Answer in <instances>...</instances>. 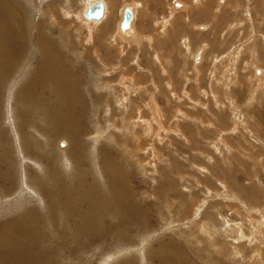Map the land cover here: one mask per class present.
Segmentation results:
<instances>
[{
  "label": "rangeland",
  "instance_id": "obj_1",
  "mask_svg": "<svg viewBox=\"0 0 264 264\" xmlns=\"http://www.w3.org/2000/svg\"><path fill=\"white\" fill-rule=\"evenodd\" d=\"M38 1L0 0L17 14L0 25L22 45L0 102V145L8 132L17 146L0 167L11 171L0 189L16 184L0 193V228L13 227L0 234V264L18 251L34 264H264V0H60L57 24L43 12L54 0ZM101 1L114 19L91 38L105 18L94 27L86 10ZM125 6H138L128 35ZM42 42L80 98L70 115L78 134L71 125L55 137L58 164L22 152L17 119ZM24 220L31 230L17 236Z\"/></svg>",
  "mask_w": 264,
  "mask_h": 264
},
{
  "label": "bare ground",
  "instance_id": "obj_2",
  "mask_svg": "<svg viewBox=\"0 0 264 264\" xmlns=\"http://www.w3.org/2000/svg\"><path fill=\"white\" fill-rule=\"evenodd\" d=\"M32 1L34 3V0H32ZM39 1L41 2V0H39ZM224 1H226V0H224ZM59 2H62V1L59 0L57 2L54 0V1L50 2L51 4L49 3V6L47 4V9L43 10L45 15L49 17L51 24H57L61 21V19H63L62 18L63 16H61V14H62L61 6L63 5V3H59ZM101 2L103 3L104 8H105L104 9V15L101 19L90 20V19H87L85 17L86 20H88L87 22H89V23H92L94 21V23H92L95 25L94 27H97L98 21L105 18L104 23H102L96 29H93L94 31L91 32V38H94L95 36H97V32H100L101 35L104 34V36H107L108 35V34L106 35L107 29L110 27V24L112 23V21L114 19L113 17L115 14V12H114L115 8L113 7V9L110 10V8H108V4H106L103 1H101ZM109 2L111 4L112 0ZM213 2H214V0H213ZM30 3H32V2L30 1ZM37 6H38V4H37ZM90 8H92V7H90ZM127 8L128 7H126L123 10L122 23H121V30L125 35H128V33H130V32L132 34L131 25H132V22L134 20V16H135L134 13L136 14V12H138V6H135L134 8L129 7V8H131L130 10L132 13V21H130V23L127 26H123L124 17H125V13H126ZM133 9H134V13H133ZM88 10H86V11H88ZM71 12H72V10H71ZM10 18H16L17 19L16 12L13 10V8L9 4H6V3L0 4V20L7 23V20ZM11 22H14L16 24L15 27H19L17 21L12 20ZM169 22H171V21H169ZM9 25H11V24H9ZM136 35H137V33H136ZM136 38L137 37L133 36V37H129L128 39L134 40V41L137 40L136 44H139L140 40L136 39ZM21 46L22 45L20 43V32L19 31L11 32L10 29L9 30L7 29L6 25H0V102L3 101L1 95H2V92L4 90V87L6 86V84L8 82L7 80H9V78H10V74H9L8 70L10 69L12 71V68L17 67V64L19 61V60L13 58V55L18 53V51L21 52V50L19 49ZM84 48L86 50H89L87 46H84ZM137 48L136 49L134 48V49L139 50ZM93 54H95V56L98 58L99 54L97 53V51L95 49H94ZM198 54L199 53H197V55ZM202 56H203V54H202ZM193 58H194V56H193ZM200 58H203V57H201V54L198 55V59H200ZM195 68H197V67H195ZM15 69H14V71H15ZM121 69H123V68H121ZM140 69H144V68H140ZM114 71H116V70H114ZM115 74H117V73H115ZM69 76H70V74L67 71H65L62 67L60 54L55 49L50 47L46 42H42L40 45V61H39V64L36 68L34 78L31 82H29L25 86L24 90L20 89L19 94L16 98L17 119L19 121V125H20L19 127L21 130V136H22V142L21 143H23L22 145L26 151H23L24 150L23 148H21V149H23L22 150L23 153H25V152L29 153L28 156H30V154H31V156L35 157L36 159H39V160L45 159L44 160L45 162L52 163V164H58L60 162V156L57 154L53 155L55 153L54 152V145H55L56 141L59 140V139L57 140V138H55V137L57 136V134L59 136L62 134H63L62 136L68 135L67 131H70V128L72 125V120H71L70 115H72L74 113L77 104L80 102V98L76 92V83L74 82V84H72V85L68 84V77ZM123 78H124V76H123ZM126 82H127V80H126ZM121 85H124V83H121ZM7 88L11 90L10 86ZM73 97L76 98L75 102L70 100ZM3 98H4V96H3ZM7 98H9V96ZM12 99L15 100L14 97H12ZM12 99H10L9 101H12ZM7 103H9V102H7ZM4 104H5V102H4ZM12 108L13 107L11 106V111L14 110V108H13V110H12ZM6 116H8V115H6ZM3 117L4 116H3V112H2V114L0 116V119H2V120H0L1 122H3ZM58 123H60V125L63 129L59 128ZM3 124H5V123H3ZM8 124H10V121L8 122ZM0 127H2V126H0ZM8 128H6V129H8ZM11 128H12V125H11ZM16 128H17V125H16ZM74 128H75V126H74ZM8 131H9V129H8ZM14 131H16L15 128H14ZM71 131L76 133V135L78 134L76 129L75 130L73 129V125H72ZM4 135L6 136V138H5L4 142L1 143V145H0V148L3 150V153L0 155V167H5L4 166V164H6L5 162L7 161V159L9 161V159L14 156L13 151H15L16 149H14V148L17 147V146H15L14 148H12V146L9 145V139L7 138L8 132H5ZM9 135H10V133H9ZM12 140H13V138L10 141H12ZM0 142H1V140H0ZM21 143H20V145H21ZM59 143H60V140H59ZM74 143L76 144V142H74ZM13 145H15V144H13ZM58 145L59 144H57V146ZM12 149H14V150L12 151ZM2 150H0V151H2ZM60 151L62 152V150H60ZM63 152H64V150H63ZM63 152H62V154H63ZM15 154H17V153L15 152ZM70 155H71V157H73L75 155L73 147H72V149H70ZM16 157H17V155H16ZM19 157H23V155L19 156ZM29 158L30 157H28V159ZM13 159H15V158H13ZM13 162H14V160H13ZM31 162H32V159H31ZM7 163H10V162H7ZM35 163H37V160ZM12 164H14V163H12ZM8 166H10V168H12L13 165H8ZM14 166H15V164H14ZM36 166H38V165H36ZM38 167H40V165ZM14 168H16V167H14ZM8 171H9L8 169H7V172L0 171L1 172L0 177L4 180L8 179L10 176L9 173L11 174V171H9V173H8ZM16 173H17V171H16ZM18 175H19V173H17L16 176H18ZM12 180H9V181L11 182ZM36 180L37 179H30L31 185H34ZM16 181H18V180H16ZM39 181H40L39 184L36 187L34 186L35 188L33 187L34 190L41 191V178L39 179ZM12 185H13V183H12ZM15 185L14 186L9 185L7 187L0 189V193L3 194L4 197H5V195H7L9 193H11V194L14 193ZM91 187L92 186H87V187L84 186L83 188L84 189H90ZM50 188H51L50 190L56 191V189H58L59 193L61 192V190L59 189V184H58L57 180H55V179H54V183L51 184ZM71 191H72V185H69V187L63 191V193H64V195L68 194L71 196V193H72ZM15 193H17V192H15ZM5 198H8V197H5ZM1 200H3V198L0 199V201ZM109 202H110V200H109ZM94 204L96 207H100V203H98L97 201H95ZM115 205H117V204L115 203ZM48 207H49V209L53 208L51 206H48ZM28 210H29V214H30L31 219H34L35 221L37 220V218L40 219V217L34 213V212L38 213L37 211H34L33 209L32 210L34 212H32L30 209H27V211ZM75 210H76V202L70 207L69 210H64L63 213L61 211L57 215L59 216V219L62 220L64 218V213L73 214L75 212ZM103 211H105V210H103ZM24 223H23V227L22 226L18 227L19 230H18V233L16 234L17 236H22L23 234H25L26 232H29L31 230L30 228L32 226L33 221L32 220H28V221L24 220ZM26 224H29V225H26ZM12 228L13 227L11 225L2 226L0 228V234L1 235H9L11 232H13ZM35 228H36V226H35ZM32 232H34V229ZM36 233L37 232H35L34 235ZM33 258H34V255L30 251H26V252H19L18 251V252H14V253H11V254L5 256L4 262L6 264H34Z\"/></svg>",
  "mask_w": 264,
  "mask_h": 264
},
{
  "label": "water",
  "instance_id": "obj_3",
  "mask_svg": "<svg viewBox=\"0 0 264 264\" xmlns=\"http://www.w3.org/2000/svg\"><path fill=\"white\" fill-rule=\"evenodd\" d=\"M104 5L102 2H99L96 7H92V8H89V10L87 11L85 17L87 19H101L104 15ZM132 20V13L131 11L129 10H126V13H125V17H124V22H123V26H127L130 21Z\"/></svg>",
  "mask_w": 264,
  "mask_h": 264
}]
</instances>
